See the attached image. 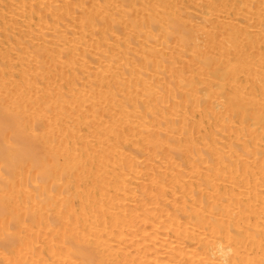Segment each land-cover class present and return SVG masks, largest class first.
<instances>
[{
    "label": "bare ground",
    "instance_id": "6f19581e",
    "mask_svg": "<svg viewBox=\"0 0 264 264\" xmlns=\"http://www.w3.org/2000/svg\"><path fill=\"white\" fill-rule=\"evenodd\" d=\"M0 264H264V0H0Z\"/></svg>",
    "mask_w": 264,
    "mask_h": 264
},
{
    "label": "rangeland",
    "instance_id": "374dc122",
    "mask_svg": "<svg viewBox=\"0 0 264 264\" xmlns=\"http://www.w3.org/2000/svg\"><path fill=\"white\" fill-rule=\"evenodd\" d=\"M84 1H87V0H84ZM115 2H116V1H115ZM116 4H117V5H116ZM116 4H115V6L123 12V15L126 17L128 23H129V24L133 23V22H132V21H133L132 17H133V15L135 14V13H134L135 11H134L133 9L136 10L137 7H134V8H131V9H127V8L125 9L124 6L126 5V3H123V4H124L123 6L120 5L119 2H116ZM132 10H133V12H132ZM137 10H138V9H137ZM139 10H140V9H139ZM132 14H133V15H132Z\"/></svg>",
    "mask_w": 264,
    "mask_h": 264
}]
</instances>
